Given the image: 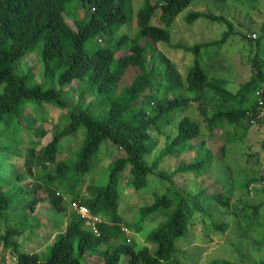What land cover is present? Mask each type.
Here are the masks:
<instances>
[{
  "label": "trees",
  "instance_id": "obj_1",
  "mask_svg": "<svg viewBox=\"0 0 264 264\" xmlns=\"http://www.w3.org/2000/svg\"><path fill=\"white\" fill-rule=\"evenodd\" d=\"M154 1L143 0L137 14V34L117 39L116 29L133 17L130 0H0V223L4 229L0 234V264H6L7 255L14 264H91L92 259H99L98 264H182L179 245L190 242V231L196 224L226 231L229 222L222 223L221 217L240 216L237 210L221 212L229 208L221 194L209 195L205 190L192 197L173 180L178 174L202 173L212 167L217 157L206 143H202L201 160L182 161L172 173L157 171L165 158L181 157L179 148L203 135L198 121L183 118L177 125V135L169 138L156 160L149 165L148 159L157 150L155 136L162 122L192 102L214 108L210 116L201 107L210 133L233 129L234 133L228 131L226 137L235 142L239 130L250 128V114L256 117L259 107L255 102L247 108L245 103L249 95L264 86L260 54L257 52L253 59L250 79L238 92L229 91L225 79L211 78L204 69L202 50L226 43L235 35L232 24L225 16L192 12L187 16L190 24L208 19L226 23L228 32L213 43L177 46L194 55L186 77L172 59L158 52L164 64L160 68L155 47L160 42H171L169 28L192 0ZM81 11L85 12L82 17ZM156 18L159 24L154 23ZM263 37L264 33L256 41L258 49ZM114 39V46L103 45L105 40ZM150 42L153 49H148ZM40 48L43 78L37 81L33 72H24L19 65ZM74 93L77 103L71 104L68 98ZM235 102L244 106H234ZM44 105L66 113L51 140L37 149V143L27 137L35 128H25L22 117L32 106L46 121ZM256 126L263 127L264 121ZM34 133L46 135L36 129ZM75 135H82L83 140L73 150L74 156L61 158L63 141ZM108 143L123 156L109 166L106 184H87L100 161L103 145ZM23 147L25 170H18L21 158L16 151ZM127 171L135 193L147 190L152 177L168 184L164 193L156 194L153 204L140 208L134 222L121 213V183ZM30 179L45 185L53 212L52 226L30 216L43 201L37 188L26 193L23 184ZM258 182L264 183V174L249 181L247 187ZM74 203L87 207L100 220L107 218L96 226L99 235L87 218L76 212L67 216ZM253 209L254 215H260L264 202ZM13 210H19V215L15 216ZM158 216L163 220L147 229L149 221ZM250 216L245 214L244 218ZM261 216L258 219L264 226V214ZM41 228L54 230V242L43 253L25 250L20 238L29 234L26 239H31ZM140 235L146 242L143 246L136 238ZM216 264L244 263L220 260Z\"/></svg>",
  "mask_w": 264,
  "mask_h": 264
},
{
  "label": "rangeland",
  "instance_id": "obj_2",
  "mask_svg": "<svg viewBox=\"0 0 264 264\" xmlns=\"http://www.w3.org/2000/svg\"><path fill=\"white\" fill-rule=\"evenodd\" d=\"M130 1L133 8V17L131 16L126 24L116 29L117 39L125 34L134 37L138 32L137 14L143 5V0ZM157 1L155 0L154 2ZM192 12H206L217 16H225L231 22L235 35L221 46L203 49V67L209 72L211 78L220 77L225 79L229 91L238 92L253 74V59L257 52L260 54L259 59L264 68V37L259 49L256 42L257 39L249 38L253 34H257L259 38L264 33L262 30L264 24V0H192L191 5L178 16L169 28L172 36L171 42H160L155 47L157 66H160V68L164 66L158 52L164 53L176 63L185 77L187 69L194 63V55L177 46L193 47L198 44L220 41L229 30L226 23L212 22L208 19H200L190 24L187 21V16ZM83 14L85 12L81 11L80 17ZM154 23L159 24L158 18L154 20ZM164 27L166 28V26ZM244 36H247L248 39H245ZM115 41L116 39L113 41L105 40L103 45L112 47L115 45ZM153 48L154 46L150 42L148 49ZM41 52L42 48L26 57L19 65L20 70L33 72L37 81H41L43 78V66L39 59ZM221 65L223 69H220ZM131 81L132 77L128 79V83ZM77 84L75 83V85ZM71 96L68 98L69 102L76 104L77 93ZM255 102L256 95H249L245 106L252 108ZM137 104L141 105V103ZM241 105L244 106V103H234V106L237 107ZM201 107L206 109L210 116L215 112L214 108L206 103L192 102L189 107L177 110L162 122L160 130L157 131L155 136L158 147L155 153L149 157V165L165 149L169 138L177 135L179 122L186 116L193 118L200 123L203 135L181 146L179 148L182 152L181 157L165 158L164 162L158 166L157 171L172 173L180 166L182 161L192 163L201 160L203 156L202 143H206V146L214 152L218 161L216 160L211 168L202 173L178 174L173 180L185 193L192 197L205 190H208L209 195L221 194L228 200L229 204V208H223L221 212L237 210L236 212L240 216H230L229 219H226L225 216L221 217L222 223L229 222V228L226 231L215 230L201 223L196 224L190 231V242L179 245L181 250L179 259L182 264H216L220 260L259 264L264 260V226L261 225L263 217L261 215L264 214V210L260 211L258 217V215L253 213V206H258L264 202V183H252L249 188L247 183L261 178L264 174V126H251L246 130H239L237 133L238 139L232 142L231 139L229 140L226 137V134L228 131L234 133L233 129H222L217 133L209 132L204 116L201 114ZM34 108L29 106L25 109L22 123L25 128L32 125L39 133H42V131L46 132L45 136H38L34 133L35 129H33L27 135L28 138L37 143L35 146L39 149L51 140L56 125L66 111L44 105L43 110L47 119L43 121L40 118V112L34 110ZM246 126L245 124L244 127ZM82 140V135H75L64 140L61 158L67 155L74 156L73 150L80 145ZM191 146H194L195 149L190 150ZM223 146L225 148L224 153L222 152ZM16 154L21 158L18 162V170H25L26 148H19ZM121 156H123V153L115 150L111 143L104 144L102 152L98 156L100 161L95 165L96 168L93 175L87 178V184H91L93 181H97L99 184H106L109 166ZM50 171L53 172V168ZM23 185L27 194L37 188L39 196L43 199L39 205L40 208L30 216L40 221L41 224L52 226L53 212L50 207V201L47 198L45 185L37 179H30ZM167 185L160 178L152 177L147 190L135 193L131 186L130 173L129 171L125 172L121 183V213H124L128 221L134 222L140 208L153 204L156 194L164 193ZM13 213L16 216L19 215L20 211L13 210ZM73 213V208L69 206L67 216H72ZM245 214L251 216L246 219L244 218ZM258 218L261 219L259 220ZM101 220L106 221L107 218L101 217ZM162 220L161 216L156 217L155 220H150L147 229L156 227ZM3 231L4 229L0 223V234ZM28 236L29 234H26L19 240L23 248L32 252L43 253L54 242L56 233L53 229L41 228L35 231V235L31 239L27 240ZM129 238H132V236ZM136 238L141 246L146 244L142 235ZM1 251L2 246L0 244V263H2ZM90 263L98 264L100 260L92 259ZM6 264H14L11 255L6 256ZM126 264H129V261H126Z\"/></svg>",
  "mask_w": 264,
  "mask_h": 264
},
{
  "label": "built area",
  "instance_id": "obj_3",
  "mask_svg": "<svg viewBox=\"0 0 264 264\" xmlns=\"http://www.w3.org/2000/svg\"><path fill=\"white\" fill-rule=\"evenodd\" d=\"M250 39H258L257 34H253L249 36ZM256 104L259 107L258 115L253 116L250 114L251 118V125L256 126L259 121H264V86L258 88L256 90ZM77 214L83 216L84 218H87L89 220V226L92 228V230L99 235V232L97 231V224L101 221L99 217L93 216L90 212V210L85 207L81 206L79 204H72L71 206Z\"/></svg>",
  "mask_w": 264,
  "mask_h": 264
},
{
  "label": "crops",
  "instance_id": "obj_4",
  "mask_svg": "<svg viewBox=\"0 0 264 264\" xmlns=\"http://www.w3.org/2000/svg\"><path fill=\"white\" fill-rule=\"evenodd\" d=\"M180 70V69H179ZM180 72H181V70H180ZM182 73V72H181ZM228 89V88H227Z\"/></svg>",
  "mask_w": 264,
  "mask_h": 264
}]
</instances>
